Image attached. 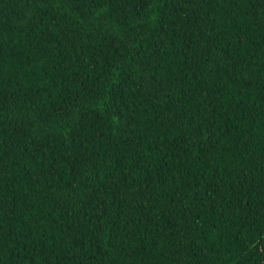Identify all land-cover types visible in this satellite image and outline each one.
I'll use <instances>...</instances> for the list:
<instances>
[{
    "label": "trees",
    "instance_id": "trees-1",
    "mask_svg": "<svg viewBox=\"0 0 264 264\" xmlns=\"http://www.w3.org/2000/svg\"><path fill=\"white\" fill-rule=\"evenodd\" d=\"M0 264H264V0H0Z\"/></svg>",
    "mask_w": 264,
    "mask_h": 264
}]
</instances>
